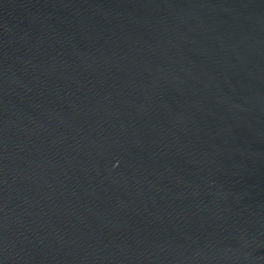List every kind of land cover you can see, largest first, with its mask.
Wrapping results in <instances>:
<instances>
[{
    "label": "water",
    "instance_id": "95a60500",
    "mask_svg": "<svg viewBox=\"0 0 264 264\" xmlns=\"http://www.w3.org/2000/svg\"><path fill=\"white\" fill-rule=\"evenodd\" d=\"M0 264H264V0H0Z\"/></svg>",
    "mask_w": 264,
    "mask_h": 264
}]
</instances>
